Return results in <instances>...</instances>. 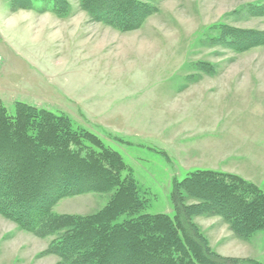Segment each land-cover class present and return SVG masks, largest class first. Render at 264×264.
I'll use <instances>...</instances> for the list:
<instances>
[{"label":"rangeland","instance_id":"1","mask_svg":"<svg viewBox=\"0 0 264 264\" xmlns=\"http://www.w3.org/2000/svg\"><path fill=\"white\" fill-rule=\"evenodd\" d=\"M9 1L0 0V101L9 114L21 101L94 133L146 191L149 214L173 216V179L198 169L237 174L264 192V45L235 53L215 37L222 23L264 31V16L245 13L264 0H152L157 13L130 32L92 21L79 0H68L65 17L10 11ZM108 196L62 198L53 211L90 214ZM193 221L218 255L264 264L262 230L242 240L219 217ZM50 240L0 216V264H55L43 253Z\"/></svg>","mask_w":264,"mask_h":264},{"label":"trees","instance_id":"2","mask_svg":"<svg viewBox=\"0 0 264 264\" xmlns=\"http://www.w3.org/2000/svg\"><path fill=\"white\" fill-rule=\"evenodd\" d=\"M92 21L130 32L157 13L152 0H79ZM24 6L65 17L68 0H10L9 10ZM248 17L264 16V4L250 3ZM216 39L232 52L264 45V31L216 26ZM212 29H215L213 27ZM108 193L96 212L77 215L53 211L62 198ZM175 214H149L142 190L122 156L63 113L15 101L9 114L0 101V216L19 230L51 237L44 254L55 264H263L224 257L209 245L196 216H216L234 237L264 233V192L234 173L198 169L173 179ZM127 216L119 220L121 216ZM264 241V234H263Z\"/></svg>","mask_w":264,"mask_h":264},{"label":"built area","instance_id":"3","mask_svg":"<svg viewBox=\"0 0 264 264\" xmlns=\"http://www.w3.org/2000/svg\"><path fill=\"white\" fill-rule=\"evenodd\" d=\"M0 61H1V58H0Z\"/></svg>","mask_w":264,"mask_h":264}]
</instances>
